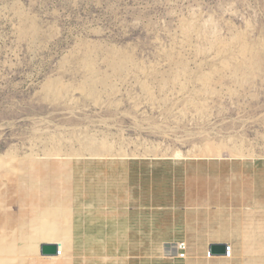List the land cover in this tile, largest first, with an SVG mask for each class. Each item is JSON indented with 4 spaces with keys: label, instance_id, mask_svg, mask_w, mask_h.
I'll return each instance as SVG.
<instances>
[{
    "label": "rangeland",
    "instance_id": "rangeland-1",
    "mask_svg": "<svg viewBox=\"0 0 264 264\" xmlns=\"http://www.w3.org/2000/svg\"><path fill=\"white\" fill-rule=\"evenodd\" d=\"M0 264H264V0H0Z\"/></svg>",
    "mask_w": 264,
    "mask_h": 264
},
{
    "label": "water",
    "instance_id": "water-1",
    "mask_svg": "<svg viewBox=\"0 0 264 264\" xmlns=\"http://www.w3.org/2000/svg\"><path fill=\"white\" fill-rule=\"evenodd\" d=\"M59 247L56 243H45L41 246L42 256H56L58 254ZM209 251L214 256H225L226 255V245L223 243L211 244Z\"/></svg>",
    "mask_w": 264,
    "mask_h": 264
},
{
    "label": "built area",
    "instance_id": "built-area-1",
    "mask_svg": "<svg viewBox=\"0 0 264 264\" xmlns=\"http://www.w3.org/2000/svg\"><path fill=\"white\" fill-rule=\"evenodd\" d=\"M188 254V245H186L185 242L180 243L178 246V259L180 260H184L186 259ZM232 254H233V248L230 245H226V255L225 258L227 260H230L232 258ZM58 255L62 256L61 251H58ZM214 255H212V253L210 251H208L207 253V259H211L213 258Z\"/></svg>",
    "mask_w": 264,
    "mask_h": 264
},
{
    "label": "crops",
    "instance_id": "crops-1",
    "mask_svg": "<svg viewBox=\"0 0 264 264\" xmlns=\"http://www.w3.org/2000/svg\"><path fill=\"white\" fill-rule=\"evenodd\" d=\"M216 243H218V242H214L213 244H216ZM210 247V246H209ZM209 249V248H208Z\"/></svg>",
    "mask_w": 264,
    "mask_h": 264
},
{
    "label": "bare ground",
    "instance_id": "bare-ground-1",
    "mask_svg": "<svg viewBox=\"0 0 264 264\" xmlns=\"http://www.w3.org/2000/svg\"><path fill=\"white\" fill-rule=\"evenodd\" d=\"M52 90H53V89H52ZM52 90H51V91H52Z\"/></svg>",
    "mask_w": 264,
    "mask_h": 264
}]
</instances>
